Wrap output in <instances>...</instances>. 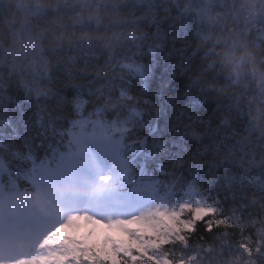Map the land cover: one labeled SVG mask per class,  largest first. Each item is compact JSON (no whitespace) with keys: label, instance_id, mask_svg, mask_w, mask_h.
Here are the masks:
<instances>
[{"label":"trees","instance_id":"16d2710c","mask_svg":"<svg viewBox=\"0 0 264 264\" xmlns=\"http://www.w3.org/2000/svg\"><path fill=\"white\" fill-rule=\"evenodd\" d=\"M33 7L18 49L10 51L7 41L0 47L5 95L25 111L37 93L50 107L69 92L82 93L89 111L94 106L122 114L137 103L144 121L137 135L157 151L161 170L154 178L161 187L169 184L168 197L195 180L204 204L217 210L207 221L217 225L214 233L201 224L189 239L184 251L193 258L187 264H264V135L254 128L250 100L257 87L223 71L212 47L214 32L233 24L261 34L264 4L38 0ZM258 45L252 48L264 49L263 37ZM128 83L131 92L121 95Z\"/></svg>","mask_w":264,"mask_h":264},{"label":"snow or ice","instance_id":"6c2138e0","mask_svg":"<svg viewBox=\"0 0 264 264\" xmlns=\"http://www.w3.org/2000/svg\"><path fill=\"white\" fill-rule=\"evenodd\" d=\"M132 88L128 83L121 95ZM82 95L69 92L50 107L37 93L25 111L0 86V264H187L193 258L184 251L189 239L201 224L214 233L217 225L207 221L217 210L162 202L146 171L156 165L154 153L137 135L144 127L139 105L129 103L122 114L89 111ZM109 114L108 120L91 119ZM29 189L37 195L27 196ZM73 216L116 225L130 242L109 237L97 249L61 241L57 234ZM134 221L144 226L124 227Z\"/></svg>","mask_w":264,"mask_h":264},{"label":"clouds","instance_id":"9594fccd","mask_svg":"<svg viewBox=\"0 0 264 264\" xmlns=\"http://www.w3.org/2000/svg\"><path fill=\"white\" fill-rule=\"evenodd\" d=\"M38 0H0V47L10 51L18 49V41L26 31L27 23L34 14V5ZM248 0H242L247 3ZM264 4V0H260ZM98 9L93 8L95 14ZM102 11V10H99ZM243 36V29L231 25L227 31L223 28L214 32L212 47L216 55L214 61L223 66L222 70L229 73L245 86L255 85L257 92L250 97L254 107L251 118L255 130L264 135V49L244 48L238 41Z\"/></svg>","mask_w":264,"mask_h":264},{"label":"rangeland","instance_id":"374dc122","mask_svg":"<svg viewBox=\"0 0 264 264\" xmlns=\"http://www.w3.org/2000/svg\"><path fill=\"white\" fill-rule=\"evenodd\" d=\"M243 32L245 35V40H243V42H240L239 40L238 43L244 48H250V45L251 48L252 45L259 46L258 39L262 37L264 38V31L261 34L256 32L255 36L251 37L249 43H247L246 39L251 35V28L244 27ZM231 78L233 77L231 76ZM143 226L144 222L138 221L124 225L125 228H142ZM117 228L118 226L116 225H113L112 228H109L100 221L88 218L86 216H79L72 217L68 222V226L62 228L58 234L61 241L75 239L83 241L86 245L96 247L97 249H102L105 246V240L109 237L120 241L121 243L128 244L130 239L127 234ZM116 259H118V257Z\"/></svg>","mask_w":264,"mask_h":264},{"label":"bare ground","instance_id":"6f19581e","mask_svg":"<svg viewBox=\"0 0 264 264\" xmlns=\"http://www.w3.org/2000/svg\"><path fill=\"white\" fill-rule=\"evenodd\" d=\"M87 89L89 90V91H91V94H93V92H92V90H90V88L87 86ZM219 186V185H218Z\"/></svg>","mask_w":264,"mask_h":264}]
</instances>
